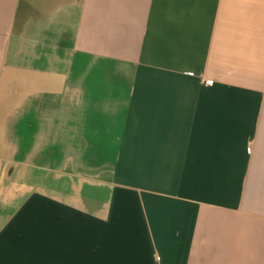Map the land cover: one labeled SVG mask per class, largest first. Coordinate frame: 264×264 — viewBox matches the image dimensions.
<instances>
[{
  "label": "crops",
  "instance_id": "1",
  "mask_svg": "<svg viewBox=\"0 0 264 264\" xmlns=\"http://www.w3.org/2000/svg\"><path fill=\"white\" fill-rule=\"evenodd\" d=\"M0 264H264V0H0Z\"/></svg>",
  "mask_w": 264,
  "mask_h": 264
},
{
  "label": "rangeland",
  "instance_id": "2",
  "mask_svg": "<svg viewBox=\"0 0 264 264\" xmlns=\"http://www.w3.org/2000/svg\"><path fill=\"white\" fill-rule=\"evenodd\" d=\"M90 137H93L94 136V133H89L88 134ZM84 152H86V159L88 160V157H89V155H90V150H83V153ZM113 152H114V150L113 149H109V150H103V151H100L99 153L102 155V153H104V158H102V159H100L101 161L102 160H104V159H107V158H110L111 157V155L113 154ZM105 167V166H104ZM104 169H106V168H104ZM98 176L100 177V178H105L106 177V171H102V172H99L98 173ZM16 180H21L22 181V183L24 184L25 182H24V180H22V179H24V174H21L20 172L16 175ZM102 181H105V180H103L102 179ZM80 182V181H79Z\"/></svg>",
  "mask_w": 264,
  "mask_h": 264
}]
</instances>
